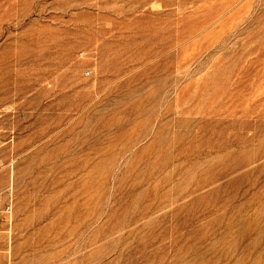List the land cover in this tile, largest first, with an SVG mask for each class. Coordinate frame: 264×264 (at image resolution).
Returning <instances> with one entry per match:
<instances>
[{"label":"rangeland","instance_id":"1","mask_svg":"<svg viewBox=\"0 0 264 264\" xmlns=\"http://www.w3.org/2000/svg\"><path fill=\"white\" fill-rule=\"evenodd\" d=\"M0 264H264V0H0Z\"/></svg>","mask_w":264,"mask_h":264},{"label":"built area","instance_id":"2","mask_svg":"<svg viewBox=\"0 0 264 264\" xmlns=\"http://www.w3.org/2000/svg\"><path fill=\"white\" fill-rule=\"evenodd\" d=\"M13 213V199L9 198L6 203H0V230L4 225L11 224Z\"/></svg>","mask_w":264,"mask_h":264}]
</instances>
